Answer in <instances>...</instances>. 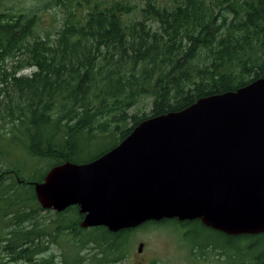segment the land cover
<instances>
[{
    "label": "trees",
    "instance_id": "16d2710c",
    "mask_svg": "<svg viewBox=\"0 0 264 264\" xmlns=\"http://www.w3.org/2000/svg\"><path fill=\"white\" fill-rule=\"evenodd\" d=\"M45 4L63 13L54 33L36 29L39 16L34 8L0 0V121H4L0 129L3 137L19 141L37 159L36 168L29 171L26 165L10 169L0 165V199L8 203L2 218L9 229L2 249L16 264H103L125 256L132 229L83 228V215L74 205L40 221L43 207L34 184L55 165L97 158L109 149L80 160L101 141H114L110 148L115 147L149 117L182 110L199 98L264 78V0H47ZM27 68L34 70L21 74ZM137 105L139 110L131 112ZM168 221L202 225L200 220L176 218L150 223ZM216 232L237 251L242 239H252L253 250L264 247L257 240L264 233ZM48 234L70 236L78 248L77 260L68 261L64 253L60 263L53 256L39 257L45 250L42 237ZM208 243L220 253L233 252ZM84 248L86 255H92L88 263L80 253ZM250 258L264 264V252Z\"/></svg>",
    "mask_w": 264,
    "mask_h": 264
},
{
    "label": "water",
    "instance_id": "95a60500",
    "mask_svg": "<svg viewBox=\"0 0 264 264\" xmlns=\"http://www.w3.org/2000/svg\"><path fill=\"white\" fill-rule=\"evenodd\" d=\"M34 186L44 209L78 205L83 228L176 218L264 233V78L149 117L112 149L55 165Z\"/></svg>",
    "mask_w": 264,
    "mask_h": 264
},
{
    "label": "rangeland",
    "instance_id": "374dc122",
    "mask_svg": "<svg viewBox=\"0 0 264 264\" xmlns=\"http://www.w3.org/2000/svg\"><path fill=\"white\" fill-rule=\"evenodd\" d=\"M46 1L47 0H2V2L7 5L34 8L39 16V24L36 29L41 34L47 33L48 31L54 33L61 25L63 17L60 8L55 7L53 9H48L45 4ZM33 70V68H27L22 70L21 74L29 75ZM2 71L3 68L0 65V79ZM147 102H149L148 99L145 100V103ZM139 106L137 105V107L132 108L131 112H136V109L139 110ZM149 109L150 105L147 104L145 110L148 111ZM3 122L4 121H0L2 124ZM6 125L9 127L8 123H6ZM0 133L2 134L0 135V165L2 168L10 169L15 165H20L21 167L22 165H26L28 167H25V169L28 171L33 167L36 168L37 159L32 158L21 145L20 147L19 141L15 142L11 140V138H8V135L3 137V129H0ZM112 142L114 141L104 140L94 144L80 160L92 159V157H95V155L99 154L101 151L110 149V144ZM39 164L41 166L40 162ZM5 205H8L6 200L0 199V261L3 264H16V262L10 261V258L2 249L9 230L6 228V225H4V220L2 218V208L5 207ZM42 209L39 212L40 221H49L51 218L56 217L54 210ZM42 240L44 243L43 249L45 250L39 257L53 256V259L60 263L62 259H64V253L68 261L77 260L76 256H78L77 254L79 253L78 248L73 245L70 236L63 235L54 238L53 234H48L46 236L43 235ZM257 240L263 243L264 246V237ZM210 241L215 242L219 246L224 245L227 249H233L234 255L231 254V251L220 253L219 251H221V249L218 250V248L215 249L213 246H210L211 244L208 243ZM227 241L228 238L215 232V230L205 228L197 222L190 226H182L180 223L176 224L173 221H168L167 223H149L146 226L133 228L132 231L128 233L124 245V252L127 257H129L127 261H134L139 246L143 242L145 247H143L142 255L144 257L147 255L148 257H153L154 264H256L259 262L260 258L258 257L257 259L259 260L255 262L256 258L250 257L253 254L264 252V247L257 250L252 249V239H242L240 241L241 248L238 251L235 246H231L230 243L226 246L225 243ZM205 244H207V246ZM248 247L250 250H248ZM87 251L88 250L84 248L80 250V253L86 257V262L88 263L91 261V257L89 256L92 255H86ZM245 252L247 253L246 256H244ZM229 260L230 262H228ZM235 260L236 262L231 263Z\"/></svg>",
    "mask_w": 264,
    "mask_h": 264
},
{
    "label": "flooded vegetation",
    "instance_id": "af4514ba",
    "mask_svg": "<svg viewBox=\"0 0 264 264\" xmlns=\"http://www.w3.org/2000/svg\"><path fill=\"white\" fill-rule=\"evenodd\" d=\"M110 149H112V148H110ZM109 149V150H110ZM61 164V163H60ZM74 206H77L78 207V209H79V206L78 205H74ZM45 210V209H44ZM66 210V209H65ZM80 212V211H79ZM81 213V212H80ZM82 214V213H81ZM83 215V218H84V214H82ZM83 220V219H82ZM195 221L196 220H200V219H194ZM161 221V220H160ZM185 221H193V220H185ZM201 221V220H200ZM150 222H152V221H147V222H145V223H143V224H141V225H139V226H146L147 224H149ZM154 222H156V221H154ZM202 222V221H201ZM202 225L203 226H205L206 228H208V229H212V230H215V232L216 231H219V230H216V229H213V228H211V227H209V226H206L205 224H203V222H202ZM139 226H137V227H139ZM134 228H136V227H134ZM130 229H133V228H130ZM119 232V231H118ZM219 232H222V231H219ZM224 233V232H223ZM224 234H226V233H224ZM227 236H232V235H229V234H226ZM226 237V236H225ZM142 244V246L140 247L139 246V249H138V252L136 253V259L134 260V261H132V260H130L131 262H129V261H127L128 260V258L129 257H127V255L125 254V256L124 257H119L118 259H116V260H113V261H109V259L106 261V262H104L103 264H154V258L153 257H148V255L147 256H143L142 255V253H143V247H145V244L142 242L141 243ZM232 254H233V252H232ZM234 255V254H233ZM127 261V262H126ZM228 262H230V260L228 261ZM234 262H236V260L235 261H232L231 263H234Z\"/></svg>",
    "mask_w": 264,
    "mask_h": 264
}]
</instances>
